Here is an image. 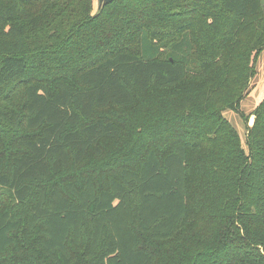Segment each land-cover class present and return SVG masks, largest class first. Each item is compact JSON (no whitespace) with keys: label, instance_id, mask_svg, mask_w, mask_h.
Masks as SVG:
<instances>
[{"label":"trees","instance_id":"obj_1","mask_svg":"<svg viewBox=\"0 0 264 264\" xmlns=\"http://www.w3.org/2000/svg\"><path fill=\"white\" fill-rule=\"evenodd\" d=\"M263 50L264 0H0V264H264Z\"/></svg>","mask_w":264,"mask_h":264},{"label":"rangeland","instance_id":"obj_2","mask_svg":"<svg viewBox=\"0 0 264 264\" xmlns=\"http://www.w3.org/2000/svg\"><path fill=\"white\" fill-rule=\"evenodd\" d=\"M97 11V0H92V14ZM264 99V50L260 53L257 62L255 64V75L250 80L248 95L241 101L239 111L242 113V116L239 113L233 112L231 110H227L223 113V116L230 122V124L235 128L238 132L242 146L247 152V147L245 145V139L247 134V128L251 127L255 122V116L253 114L255 108L259 105V103ZM135 118L133 122L125 123V119L121 112L120 115V125L123 129H134L140 132L144 137L148 135L146 129L151 125L149 118H147L146 114L138 110L133 113ZM245 117V118H244ZM253 121V124L250 125V121ZM127 132V131H126ZM130 138V134L127 132L123 135L124 141H128ZM12 141V140H11ZM37 237V233L33 232L30 235H26L25 232L18 233L16 235L17 240V253L9 252L7 255V260L20 263L22 261H32L37 258V253L34 249V239ZM19 261V262H18ZM40 264L38 262H28ZM21 264V263H20Z\"/></svg>","mask_w":264,"mask_h":264},{"label":"water","instance_id":"obj_3","mask_svg":"<svg viewBox=\"0 0 264 264\" xmlns=\"http://www.w3.org/2000/svg\"><path fill=\"white\" fill-rule=\"evenodd\" d=\"M115 0H97V11H100L106 5L112 3ZM253 124V121H250V125Z\"/></svg>","mask_w":264,"mask_h":264}]
</instances>
